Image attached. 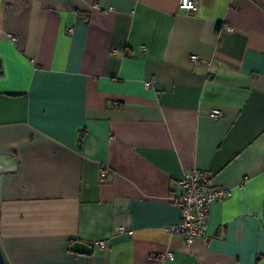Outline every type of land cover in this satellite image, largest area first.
<instances>
[{
  "label": "crops",
  "instance_id": "crops-1",
  "mask_svg": "<svg viewBox=\"0 0 264 264\" xmlns=\"http://www.w3.org/2000/svg\"><path fill=\"white\" fill-rule=\"evenodd\" d=\"M0 61L13 264H264V0H0ZM195 169L232 195L188 243Z\"/></svg>",
  "mask_w": 264,
  "mask_h": 264
},
{
  "label": "built area",
  "instance_id": "built-area-1",
  "mask_svg": "<svg viewBox=\"0 0 264 264\" xmlns=\"http://www.w3.org/2000/svg\"><path fill=\"white\" fill-rule=\"evenodd\" d=\"M199 7V0H181V8L187 11H196ZM230 30V25H225ZM192 58L198 60L197 55ZM146 85H152V81H146ZM210 115L214 119H219L224 115L220 108H213ZM107 170L103 171L105 175ZM180 191H173L170 198L181 209V219L171 226V230L182 235L188 243L202 237L207 228L209 221V205L213 201L222 200L232 195V190L227 187L216 186L213 176L209 172L195 169L192 172L185 173L178 180ZM119 231H125L124 226L117 227ZM95 247L105 246L104 239L96 240L93 244ZM166 257L174 259L173 253L166 254Z\"/></svg>",
  "mask_w": 264,
  "mask_h": 264
},
{
  "label": "water",
  "instance_id": "water-1",
  "mask_svg": "<svg viewBox=\"0 0 264 264\" xmlns=\"http://www.w3.org/2000/svg\"><path fill=\"white\" fill-rule=\"evenodd\" d=\"M73 248L82 253L83 252L92 253L94 251V248L91 245L80 241L76 242L73 245ZM0 264H13L6 250L1 232H0Z\"/></svg>",
  "mask_w": 264,
  "mask_h": 264
},
{
  "label": "trees",
  "instance_id": "trees-1",
  "mask_svg": "<svg viewBox=\"0 0 264 264\" xmlns=\"http://www.w3.org/2000/svg\"><path fill=\"white\" fill-rule=\"evenodd\" d=\"M3 66H2V62L0 61V75L3 73Z\"/></svg>",
  "mask_w": 264,
  "mask_h": 264
}]
</instances>
